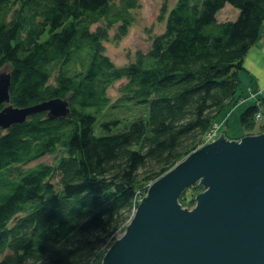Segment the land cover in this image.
<instances>
[{
  "label": "trees",
  "instance_id": "obj_1",
  "mask_svg": "<svg viewBox=\"0 0 264 264\" xmlns=\"http://www.w3.org/2000/svg\"><path fill=\"white\" fill-rule=\"evenodd\" d=\"M227 4L239 10L235 21L217 17ZM137 5L0 0V70L11 67L12 103L69 98L71 109L66 119L40 113L0 130V264H101L151 184L242 99L239 75L262 36L264 0H177L150 51L119 67L103 42L114 23L127 33ZM122 80L113 102L109 90ZM263 119L259 97L240 116L243 136L264 133ZM46 154L52 163L26 167ZM205 190L187 189L182 205Z\"/></svg>",
  "mask_w": 264,
  "mask_h": 264
},
{
  "label": "water",
  "instance_id": "obj_2",
  "mask_svg": "<svg viewBox=\"0 0 264 264\" xmlns=\"http://www.w3.org/2000/svg\"><path fill=\"white\" fill-rule=\"evenodd\" d=\"M12 74L0 70V130L47 112L66 119L69 98L19 108ZM198 181L206 189L193 211L178 200ZM101 264H264V134L221 137L149 188L126 233Z\"/></svg>",
  "mask_w": 264,
  "mask_h": 264
},
{
  "label": "rangeland",
  "instance_id": "obj_3",
  "mask_svg": "<svg viewBox=\"0 0 264 264\" xmlns=\"http://www.w3.org/2000/svg\"><path fill=\"white\" fill-rule=\"evenodd\" d=\"M137 2V7L130 9L128 12L130 16V24L127 29V33L125 35H121L119 32L121 22L114 23L107 30L108 39L103 42L104 54L108 56L115 63V65L119 67L127 66L131 63L136 62L140 56L146 55L150 51L155 37L164 33L168 14L170 10L176 5L177 0H137ZM114 5L122 8V0H114ZM238 16L239 10L229 4H227L217 15L219 21L222 22L235 21ZM107 24L108 23L106 20L101 21L98 24L94 25L92 27V30L97 29L98 26H106ZM239 76L241 81L239 95H242V99L240 100L238 105L236 107L227 106L219 115V120L217 119L216 121L217 124L211 128L210 133L212 134H210L207 142H205L202 147L200 146L196 150L191 152L183 161L166 172L163 177L172 172L176 167L190 158L194 153L200 151L202 148H205L208 145L215 143L222 136L230 141H241V139L235 140L234 138L240 136L245 137L243 135H245L246 130H244L241 126L240 116L243 111L248 106L252 105V103H255V101L259 97H264V86H262V78L259 76L258 72L255 69H252V67L250 68V71L248 69H243L242 71H240ZM126 82V80L119 81L109 90V94L113 102H115L121 96L120 87L126 84ZM246 100L248 101L243 104V102ZM122 114L125 115L126 113L123 112ZM227 117L228 120L226 121L225 119ZM263 123L264 119L259 122L258 125H261ZM229 136L232 139L228 138ZM53 158L54 155L46 154L36 161L30 163L26 167H32L39 163H52ZM163 177H161V179ZM156 182L157 181L153 182L151 184V187ZM197 184H201L200 181H198L191 187H194ZM147 196L148 192L144 195V197ZM178 204L183 209L193 211L197 207V200L195 201V204L193 206L184 207L179 198ZM126 230L116 233L117 240L126 233ZM114 243L115 241L113 243L110 242L106 247H104L105 250L108 251Z\"/></svg>",
  "mask_w": 264,
  "mask_h": 264
},
{
  "label": "crops",
  "instance_id": "obj_4",
  "mask_svg": "<svg viewBox=\"0 0 264 264\" xmlns=\"http://www.w3.org/2000/svg\"><path fill=\"white\" fill-rule=\"evenodd\" d=\"M256 70L262 78V86H264V30L258 44L251 49L244 62V69L250 68Z\"/></svg>",
  "mask_w": 264,
  "mask_h": 264
},
{
  "label": "bare ground",
  "instance_id": "obj_5",
  "mask_svg": "<svg viewBox=\"0 0 264 264\" xmlns=\"http://www.w3.org/2000/svg\"><path fill=\"white\" fill-rule=\"evenodd\" d=\"M5 68H7V69H8V72L11 73V71H10L11 67H10V66H7V67H5ZM11 74H12V73H11ZM250 100H251V99H250ZM247 101H248V100L244 101L243 104L246 103ZM239 102H240V101H239ZM13 105H14V104H13ZM36 105H37V104H36ZM237 105H238V104H237ZM237 105H235L234 107H236ZM31 106H34V105H31ZM31 106H28V107H31ZM228 106H231V107H232L233 105H232V104H229ZM229 112H231V111H229ZM37 114H40V113L32 114L31 116H33V115H37ZM43 114H44V113H43ZM45 114H46V116H47L48 113L45 112ZM31 116H30V117H31ZM47 119H48V118H47ZM60 119H62V118H60ZM49 120H51V119H49ZM56 120H57V119H56ZM225 120L227 121V120H228V117H227ZM263 134H264V133H262V135H263ZM255 136H258V135H255ZM204 192H205V191H204ZM143 199H144V197H142L140 203H142ZM138 207H139V206H138ZM138 207L134 210V215H136L137 210H138ZM134 215H133V216H134ZM131 222H132V221H131ZM130 224H131V223H130ZM130 224H129V225H130ZM127 228H128V227H127Z\"/></svg>",
  "mask_w": 264,
  "mask_h": 264
},
{
  "label": "built area",
  "instance_id": "obj_6",
  "mask_svg": "<svg viewBox=\"0 0 264 264\" xmlns=\"http://www.w3.org/2000/svg\"><path fill=\"white\" fill-rule=\"evenodd\" d=\"M210 134H212V133H210ZM210 134H209V137H210Z\"/></svg>",
  "mask_w": 264,
  "mask_h": 264
}]
</instances>
